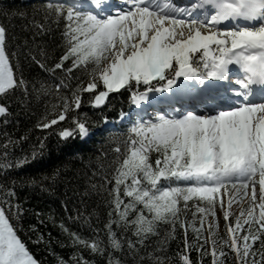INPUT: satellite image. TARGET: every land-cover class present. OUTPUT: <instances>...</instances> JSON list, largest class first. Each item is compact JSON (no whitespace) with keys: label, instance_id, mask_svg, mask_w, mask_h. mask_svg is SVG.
I'll return each mask as SVG.
<instances>
[{"label":"snow or ice","instance_id":"obj_1","mask_svg":"<svg viewBox=\"0 0 264 264\" xmlns=\"http://www.w3.org/2000/svg\"><path fill=\"white\" fill-rule=\"evenodd\" d=\"M23 31L32 32L31 41L13 50L10 40L18 38L0 23L5 127L12 100L27 108L51 97L35 127L56 126L61 141L86 138L89 118L80 109L108 108L110 94L121 90L144 115L155 113L145 119L138 112L126 133H111L113 158L97 157L99 171L84 193L103 195L106 220L100 228L92 226L93 213L68 217L87 225L89 236L61 222L74 251L67 259L50 251L57 264H95L85 252L106 264H228L230 257L231 264H264V98L253 99L264 97V0H45ZM54 32L59 55L49 64L36 38ZM26 64L51 82L26 75ZM27 139L4 134L0 172L28 162L14 158ZM38 143L42 153L44 141ZM38 154L34 145L32 158ZM59 176L57 170L29 183L47 191ZM16 183H0V264H43L21 236ZM178 231L182 247L169 256ZM29 232L34 244L50 246V233L46 242L35 226Z\"/></svg>","mask_w":264,"mask_h":264},{"label":"trees","instance_id":"obj_2","mask_svg":"<svg viewBox=\"0 0 264 264\" xmlns=\"http://www.w3.org/2000/svg\"><path fill=\"white\" fill-rule=\"evenodd\" d=\"M44 2L45 0H0V23H3L9 29L10 37L15 36L18 38L10 40V46L13 50H15L17 44H22L24 39L31 41L32 32L23 31V26L32 19L33 10ZM5 11L24 12L27 13V18H21L20 16L6 17L3 15ZM36 39L37 42L46 46L50 64L51 59H55L59 55V33L54 32ZM25 74L51 82L49 74L35 65L26 64ZM62 75L59 72L57 73L58 78ZM121 93L110 94L108 108L93 109L84 106L80 109L81 113L88 114L90 127V134L83 139L75 137L61 141L55 134L58 131L56 126H53L50 130H40L35 127L43 116L45 104L51 100V97L48 100H33L27 108L20 107L14 100L9 101L12 115L8 118L9 123L6 127L2 123L3 118L0 117V143L3 142L5 133L10 134L13 139L28 136L27 141L15 149L14 156V158L27 156L28 162L22 167L9 170L6 175L0 172V183H7L9 187H12V181H17L15 191L18 202L22 204L24 209L22 219L24 230L21 232V236L25 239L36 258L43 261V264H57L55 256L51 255L50 251L63 256L65 259L71 256L74 251L70 246L68 237L61 232L58 226L61 222L71 230L81 232L84 236L91 235L87 225H82L81 222L73 223L68 219L69 216L75 217L77 211L86 216L93 213L91 217L92 226L103 227L107 214L103 195L96 193L84 195V193L88 188L92 173L99 171L97 157L103 152H107L108 160L113 158L111 133L127 132L128 128L115 121L118 113L129 106L128 93L124 90H121ZM84 99L85 101L88 99V94H85ZM124 113H129V110ZM105 116L108 120L114 119L112 123L114 128L111 126L102 127ZM60 126L64 127L66 125L61 122ZM39 140H43L45 144L42 153L39 152ZM34 145L39 153L35 159L32 158ZM57 170H59L60 176L55 184L48 187L47 191H41L39 185L33 186L29 183L32 179L41 180L44 176H51ZM92 182H99V176L93 178ZM37 213H39V216H37ZM97 217H99V220H97ZM31 226H35L38 233L44 235L46 242L49 239V233L51 234L50 246L47 243L40 245L33 243L36 239V233L29 232ZM188 235L192 236L191 229H189ZM182 237V231H178L177 238L170 241L168 246L169 256H175L182 247ZM149 251H151V248H149ZM84 256L86 259L94 261L95 264H106V258L93 256L87 252L84 253ZM191 256L194 260L197 258L195 252L191 253ZM205 264H210L208 258H205ZM228 264H231V257Z\"/></svg>","mask_w":264,"mask_h":264},{"label":"rangeland","instance_id":"obj_3","mask_svg":"<svg viewBox=\"0 0 264 264\" xmlns=\"http://www.w3.org/2000/svg\"><path fill=\"white\" fill-rule=\"evenodd\" d=\"M149 117H146L145 119H148ZM224 199H225V202H227V197H224ZM236 206L235 205H233V208H235ZM223 227H224V225H223V220L221 219V230H223Z\"/></svg>","mask_w":264,"mask_h":264},{"label":"bare ground","instance_id":"obj_4","mask_svg":"<svg viewBox=\"0 0 264 264\" xmlns=\"http://www.w3.org/2000/svg\"><path fill=\"white\" fill-rule=\"evenodd\" d=\"M126 114H128V113H126Z\"/></svg>","mask_w":264,"mask_h":264}]
</instances>
